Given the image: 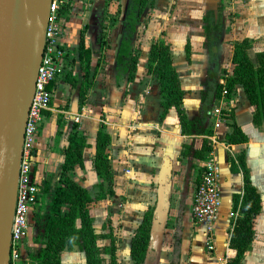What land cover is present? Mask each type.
Here are the masks:
<instances>
[{
	"label": "crops",
	"instance_id": "obj_1",
	"mask_svg": "<svg viewBox=\"0 0 264 264\" xmlns=\"http://www.w3.org/2000/svg\"><path fill=\"white\" fill-rule=\"evenodd\" d=\"M68 1L71 7L64 16L63 34L67 56L66 69L65 73L57 76L51 84L50 105L48 109H45L47 113L43 112L42 127L34 140L32 171L36 179L40 182L41 178L52 171L60 160L59 148L64 143L63 133L67 124L73 122L76 124L77 133L83 136L86 145L81 149L82 166L74 164L67 171V175L83 186L91 197H94L101 179L91 168L90 160L94 151L95 134L100 128L109 135L107 148L112 167L113 192L105 194L102 198H93L87 204V208L94 231L112 233L115 245L114 258L117 253L130 258L128 255L130 236L141 220L144 210L148 206L153 207V222L159 208V199L162 196V193H159L161 185L168 186L170 177H179L183 174V179L177 184L178 194L175 195L179 198L180 209L176 211L172 220L173 226H176V223L179 226L176 229L177 233L172 236V238L174 235L179 237L177 264H224L235 253V250L228 246L231 227L229 221L231 217L238 214L237 210H231V193L240 192L242 185L240 172H231L226 159L228 156H235L242 152L250 180L260 195V210L252 220L253 233L250 247L244 251L241 259V264H250L246 258L248 254L251 253L256 257L263 254L264 249V246L257 245L255 241L259 235L264 239V125L252 123L253 106L245 97L239 83L234 84V89L225 98H221L220 93L215 96L211 88L205 96L206 107L213 101L217 104L221 100L228 102L233 115L231 120L247 136L245 142L224 143V133L230 127L224 125L221 128L220 126L214 128L213 119L209 114L211 107L204 111L205 103H201L200 99L202 90L199 91L203 89V85L198 80L204 66H192L195 62L192 60L193 53L190 52L191 48L193 50L198 44L199 47L201 45L202 61L200 64L204 65L202 16L209 11L217 12L214 10L215 7L210 6L211 2L217 0H204L206 13L200 15L199 18L194 17L193 25L185 16L181 19L180 14V17L177 16L179 20L176 17L171 19V22L176 23L184 21L173 28H168V24L171 25V23H164L167 19L164 13H167L168 19L172 18L170 12L165 11V3L168 0H157L158 3L155 0V4L150 8L149 19L144 23L145 40L139 45L140 49L136 47L134 41V35L140 24L139 20L132 34L131 45L136 61L133 76L129 79H126L124 73L114 75L113 72L117 44L121 33L125 31L122 21L125 16L124 12L127 11L125 8L127 0ZM120 1L125 3V10L120 11L117 22L115 16L117 9L121 7L118 4ZM250 1L252 10L247 12V22L250 24L247 33L233 39L243 37L250 39L251 44L247 51L249 54V50L254 48V54L256 51H264V7L261 10L262 0ZM146 4L150 5L148 2ZM258 4L259 8H256ZM156 5L163 7L165 11L164 16L161 15L159 19ZM251 24L260 26L262 30L258 31H262L263 34L250 31ZM80 30H83L84 46L92 50L88 83L86 87L83 86L81 101L78 100V89L82 75L80 61L77 57ZM167 36L180 38L179 43L174 45ZM156 39L162 40L169 47L172 64L183 89L182 102L186 113L189 116L199 114L205 126L211 129L209 134L181 133L176 111L172 106L166 109L162 117H159L161 106L157 81L146 72L148 47ZM221 44L220 48L225 49V59L229 67L225 69L226 73L216 72L215 77L219 83H223L224 75L231 73L232 66L230 62L231 44L229 41ZM185 45L188 46V58L185 56ZM222 57L223 54H220L216 59L218 63L223 60ZM96 61L97 65L93 72ZM193 79L197 80V83L191 86ZM216 80L214 79L213 82ZM213 105L215 104L210 106ZM57 119L58 122H56ZM203 139L206 140L212 154L219 162L220 204L217 217L211 222L207 231L204 223L191 220L188 214L198 166L205 156V151L202 157L182 153L183 145L196 149L200 147ZM165 198L166 200L172 199L169 196ZM162 200L163 198H161V203ZM43 202L42 197L39 205ZM93 203H95L94 207H92ZM66 209L67 204L62 203L60 211L63 212ZM177 215H180L179 223L175 219ZM28 232L30 234V230ZM98 242L106 244L108 238H103ZM26 245L29 251L30 244L27 237ZM28 251L24 249V254L22 253L24 258L22 264H28L26 259ZM59 260L60 264H85L84 255L76 245H72L69 249L63 248L59 253Z\"/></svg>",
	"mask_w": 264,
	"mask_h": 264
},
{
	"label": "trees",
	"instance_id": "obj_2",
	"mask_svg": "<svg viewBox=\"0 0 264 264\" xmlns=\"http://www.w3.org/2000/svg\"><path fill=\"white\" fill-rule=\"evenodd\" d=\"M147 2L151 3V0H127L125 6L127 11L124 12L125 16L122 21L125 31L121 33L115 51L114 75L124 73L126 79L133 76L136 56L131 45L132 34L139 15ZM70 7L71 3L69 1L62 2L58 5L56 13L65 16ZM202 21L204 33L202 45L205 54H207L211 44L219 41V36L216 35L221 29L222 19L217 12L209 11L202 16ZM82 33L83 30H80L77 45V57L80 61L82 75L78 89V100L80 101L83 99V86L86 87L88 83L87 77L92 52L91 48L84 46ZM229 43L231 44V73L224 75L223 83L216 80L210 87H203L200 99L201 103H205L204 111L207 110L205 96L211 88L213 94L218 96L222 86H224L225 96L228 97L234 89V84L239 83L245 97L253 106L252 123L264 125V51L254 52L252 58L247 51L251 44V40L247 37L232 39ZM184 51L186 58H188L187 45H185ZM96 65L97 61L93 72ZM146 72L151 74L157 81L161 106L159 117H162L166 109L172 106L176 111L181 133L209 134L211 132V129L205 126L204 120L199 114L189 116L186 113L182 102L183 89L172 64L169 47L160 39L152 41L148 47ZM222 73H226V71L223 70ZM43 112L47 113L45 110ZM223 112L229 120L220 123L219 126L220 128L224 125L230 127L224 133V143L245 142L247 136L231 120L233 116L231 110H224ZM56 122H58V119ZM63 141L64 143L59 148L60 160L52 171L41 178L38 185L39 195L43 197L44 202L28 213L26 235L30 244V250L26 253L28 264H60V251L63 248L69 249L72 245H76L77 249L83 253L85 264H115L113 235L110 231L104 233L94 231L87 208V204L93 198H102L105 194L113 192L112 167L107 148L109 135L100 128L97 129L95 134L94 151L90 164L101 180L98 183V189L94 197H91L83 186L77 184L67 175V171L74 164L82 166L81 149L86 145L83 136L77 133L75 123L70 122L67 124L63 133ZM208 148V143L203 139L200 147L196 149L190 148L189 145H183L182 153L202 157L204 151ZM32 153L34 156V145ZM226 163L231 172H240L242 185L240 192L231 193V210H237L238 214L231 217L229 221L231 227L228 246L233 248L235 253L225 264H241L244 251L250 247L252 240V220L260 210V195L250 180L249 170L242 152L235 156H228ZM62 203L67 204V209L63 212L60 211ZM152 219L153 207L148 206L130 236L128 255L136 264H141L145 260L152 237ZM175 219L179 223L180 215H177ZM178 227L176 223V228L178 229ZM103 238H108V243L98 242ZM178 243L179 237L174 235L172 259L169 264H177Z\"/></svg>",
	"mask_w": 264,
	"mask_h": 264
},
{
	"label": "built area",
	"instance_id": "obj_3",
	"mask_svg": "<svg viewBox=\"0 0 264 264\" xmlns=\"http://www.w3.org/2000/svg\"><path fill=\"white\" fill-rule=\"evenodd\" d=\"M68 0H50L47 21L43 34V45L34 79L33 90L25 115L21 154L18 163L16 193L10 223L9 254L7 264H22L28 229V213L41 202L39 180L34 176L32 165L34 156L32 147L34 139L42 127L43 111L49 108L52 95L51 84L57 76L65 73L67 56L63 40L64 16L58 15L56 9ZM220 97L225 98L222 86ZM230 109L229 103L221 100L210 108L213 127L228 121L224 110ZM219 162L210 148L200 160L194 185L189 216L195 222H202L209 230L211 222L216 219L219 201ZM211 247V245H209ZM23 253V254H22ZM27 253V252H26ZM27 259V258H26ZM225 264V263H224Z\"/></svg>",
	"mask_w": 264,
	"mask_h": 264
},
{
	"label": "water",
	"instance_id": "obj_4",
	"mask_svg": "<svg viewBox=\"0 0 264 264\" xmlns=\"http://www.w3.org/2000/svg\"><path fill=\"white\" fill-rule=\"evenodd\" d=\"M50 0H0V264H7L23 127Z\"/></svg>",
	"mask_w": 264,
	"mask_h": 264
},
{
	"label": "rangeland",
	"instance_id": "obj_5",
	"mask_svg": "<svg viewBox=\"0 0 264 264\" xmlns=\"http://www.w3.org/2000/svg\"><path fill=\"white\" fill-rule=\"evenodd\" d=\"M169 1V2H168ZM165 5H166V10L169 11L170 14L172 15V18L167 16V13H164L163 7L157 6V15L158 19L161 17V15H164L167 17V19L164 21V23H171L168 24L169 27H174L176 24H180L184 21H178L176 22H171V19L177 18V16H181V19H184L186 17L187 20L191 21V24L193 25L194 22V17H200V15H203L206 13V8L204 5V0H196V1H187V0H168ZM156 3L158 1L156 0ZM182 3V5H180ZM212 5H210L214 10H217V14L221 16L222 19V27L220 31L218 32L217 37L219 36V41L212 43L210 46L209 52L207 54L204 53L205 55V63L204 65H201L200 62L201 60V55H202V48L201 45L199 47L196 46L195 48H191V53L192 54V60L195 62L192 66H200L203 67L200 75H199V81H203V86L204 88H207V86H211L213 83V80H216V72H222L223 70L227 69L229 67V64L227 63L226 58V53L225 49L221 50V43L228 42L232 40L234 37H238L239 35H245L247 33L249 23L247 22V12L251 9V1L250 0H217L216 2H211ZM262 4L261 10L264 7V0L260 2ZM118 4L121 5L118 6L120 8L117 9V15L115 16V20H117L118 14L120 13L121 10H125L123 1L118 2ZM155 4V0H151L150 5L145 4V7H143L141 11V15H139L138 20L140 21V24L136 30L135 36V44L138 49H140L139 45L142 43L143 40H145V37L143 36L144 34V23L148 21L149 16H150V8ZM215 4V5H214ZM129 5V4H128ZM126 6V5H125ZM256 8H259V4L256 6ZM264 10V9H263ZM163 15V16H164ZM162 16V17H163ZM179 16V17H180ZM185 16V17H184ZM178 20L180 18H177ZM158 21V20H157ZM118 22V20H117ZM190 23V22H189ZM256 26V27H255ZM251 24L250 31H255V33L259 32L263 34L262 28L258 25ZM168 28H166L168 30ZM212 33V32H211ZM170 41L174 45H177L179 43L180 38L178 37H170L167 36ZM182 38V37H181ZM179 39V40H178ZM178 40L177 42H175ZM183 40V38H182ZM176 43V44H175ZM253 51L254 48L249 50L250 56L253 58ZM223 54V60L221 62H217V58H219V55ZM197 61V62H196ZM222 65V66H221ZM219 75V74H218ZM214 76V79H213ZM186 81V80H185ZM187 82V81H186ZM193 83H191V86L196 85L197 80H192ZM189 83V82H188ZM202 88L199 90L201 91ZM212 104H217L216 101L209 103V105L206 107L207 110L208 108L212 107L210 105ZM183 179V174L179 177H170L168 179L169 184L167 185H161L159 193H162L161 198H163L162 203H161V198L159 199V205H158V210L155 214V219L153 220V230H152V237L151 241L149 244V247L147 249L146 257L145 260L141 264H169L170 260L172 259V236L173 234H176L177 228H173L176 226H173V216L176 214V211L180 209L179 203V198L178 196H175L178 194V183ZM183 183V181L181 182ZM95 193V192H94ZM93 193V194H94ZM165 196H169V198H172L171 200L165 198ZM174 198V199H173ZM95 206V203L92 204V207ZM182 208V207H181ZM189 214V213H188ZM107 223V222H105ZM116 227V223H115ZM113 228V227H112ZM256 244L264 246V239L263 236L259 235L256 237ZM122 246V245H121ZM249 261L250 264H264V249H263V254H260L259 256H254L251 253L248 254L246 257ZM115 264H136L134 263L128 256H123L122 254H115ZM247 264V263H246Z\"/></svg>",
	"mask_w": 264,
	"mask_h": 264
}]
</instances>
